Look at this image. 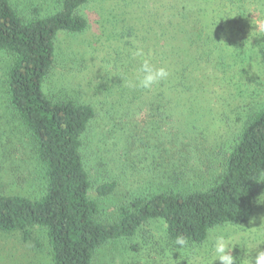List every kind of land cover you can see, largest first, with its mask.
I'll use <instances>...</instances> for the list:
<instances>
[{
    "label": "trees",
    "instance_id": "obj_1",
    "mask_svg": "<svg viewBox=\"0 0 264 264\" xmlns=\"http://www.w3.org/2000/svg\"><path fill=\"white\" fill-rule=\"evenodd\" d=\"M89 1L59 0L61 10L53 14L46 15L56 6L47 12L34 7L25 16L12 0H0V54L10 59L5 107L27 131L43 180L38 197L0 193V233L18 235L29 243L36 241L35 231L40 230L47 237L51 264H96L103 248L139 237L154 221L164 223L167 245L174 247L175 238L184 236L188 241L185 250L204 245L213 229L249 225L264 192V105L218 153L206 154L194 133L184 135L180 142L163 132L161 137L168 140L165 148L157 136L150 147L153 172L160 179L153 182L156 189L120 205L113 220H101L99 200L114 194L118 183L100 185L98 199L91 197L92 182L82 150L97 111L92 104L67 94L54 97L44 91L57 63L58 34L89 28L79 13ZM215 2L203 8L184 5L165 20V26L158 25L159 39L155 38L144 59L155 68H166L169 75L150 90L133 92L135 99L150 94L146 97L154 100L149 110H138L136 127L142 118H153L160 133V122L175 119L179 123L175 112L187 117L190 99L209 94L198 87L202 78L213 80L207 74L203 77L205 71L214 80L219 77L213 86L220 84L228 90L233 79L228 55L235 64H248L250 55L231 52L230 46L251 23L250 27H264V0ZM257 33V44L250 49L264 65V30L253 32L254 36ZM120 114L128 116L124 109ZM159 157L170 162L160 164L159 168L164 167L160 171L155 162ZM1 188L0 183V192ZM237 248L242 250L238 244ZM235 257L239 264L243 257Z\"/></svg>",
    "mask_w": 264,
    "mask_h": 264
},
{
    "label": "rangeland",
    "instance_id": "obj_2",
    "mask_svg": "<svg viewBox=\"0 0 264 264\" xmlns=\"http://www.w3.org/2000/svg\"><path fill=\"white\" fill-rule=\"evenodd\" d=\"M58 1L12 0L25 16H29L34 7L47 12L56 6L46 15L53 14L61 10L57 7ZM215 3V0H90L79 10L89 28L79 33L62 31L58 34L57 63L48 84H44V91L54 97L67 94V97L92 104L97 111L98 117L84 136L82 150L92 182L91 197L98 199L100 185L118 183L114 194L99 200L101 220H113L120 205L156 189L153 182L160 179L153 172L155 164L150 147L156 143L157 136L165 148L168 140L161 137L163 132L180 142L184 135L189 137L194 133L206 154L218 153L240 133L252 113L264 105V65L250 49L256 46L259 38L258 33L254 36L257 29L250 27L251 23L230 46L231 52L249 54L248 64L241 61L235 64L227 56L233 68L229 70L232 88L230 85L228 90L220 84L213 86L219 77L214 80V76L205 71L203 77L207 74L213 80L202 78L198 87L209 94L190 99L187 117L180 111L175 112L179 123L175 119L166 120L164 124L160 122V133H157L158 125L153 118H142L137 121V127L135 125L138 110H149L154 101L146 97L150 94L135 99L133 92L137 88L133 85L140 75L145 55L159 39L158 25L165 26V20L175 16L184 5L203 8L205 4ZM137 48L143 49L144 56L133 58L132 53ZM9 63L10 59L0 54V193L38 197L42 194L43 180L29 135L5 107ZM125 89L129 92L124 94ZM123 109L128 114L126 118L120 114ZM155 162L159 171L164 169L159 168L160 164L170 163L160 157ZM261 217H264V203L258 198L256 213L249 225L219 229L231 238L234 248L236 244L242 248H233V256L246 258L247 249L253 256L257 247L264 249V227L258 228L264 223ZM143 231L133 240L111 243L103 248L96 257V264H178L175 260L181 253L167 245L161 220L151 222ZM216 234L212 232L202 246L183 249L181 264H213L212 241ZM34 239L35 242L25 243L18 235L0 233V264H51L45 232L36 230ZM166 253L168 257H164Z\"/></svg>",
    "mask_w": 264,
    "mask_h": 264
},
{
    "label": "clouds",
    "instance_id": "obj_3",
    "mask_svg": "<svg viewBox=\"0 0 264 264\" xmlns=\"http://www.w3.org/2000/svg\"><path fill=\"white\" fill-rule=\"evenodd\" d=\"M257 30H264V27L257 25ZM144 56L143 49L137 48L133 53L132 57H142ZM140 75L137 77L136 83L133 85L139 89H147L150 90L154 85L158 84L161 80H164L168 77L169 72L166 68L160 67L155 68L148 60H144L139 68ZM259 202L264 203V195L259 197ZM264 221V217L260 218ZM264 227V223L258 228ZM213 232H216L213 241H212V250L214 252V261H220V264H238L237 258L232 255V250L234 248L231 238L228 237L222 230L213 229ZM187 239L178 235L174 240V252H180V258L175 260L178 264H181L182 259V251L187 246ZM239 264H264V249L257 247L255 249V255H251L247 249L246 258H242L239 260Z\"/></svg>",
    "mask_w": 264,
    "mask_h": 264
}]
</instances>
